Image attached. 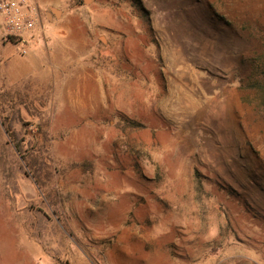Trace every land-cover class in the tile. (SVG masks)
Instances as JSON below:
<instances>
[{"label": "rangeland", "instance_id": "374dc122", "mask_svg": "<svg viewBox=\"0 0 264 264\" xmlns=\"http://www.w3.org/2000/svg\"><path fill=\"white\" fill-rule=\"evenodd\" d=\"M36 2L106 105L9 82L0 14V264H264V0Z\"/></svg>", "mask_w": 264, "mask_h": 264}, {"label": "crops", "instance_id": "0c3cea01", "mask_svg": "<svg viewBox=\"0 0 264 264\" xmlns=\"http://www.w3.org/2000/svg\"><path fill=\"white\" fill-rule=\"evenodd\" d=\"M42 32L44 45L38 43L27 56H15L12 50V57L4 64L9 82L41 90L44 95L41 105L49 106L50 116L55 102L54 111L63 116L60 121L68 122L66 116L70 113H77L83 119L87 114L85 106H91L92 110L96 105L105 106L106 97L102 103L91 97V74L86 71L89 64L87 56L90 52L85 53L81 45L85 40L76 41L79 43L75 44L72 39L83 36L67 32ZM98 86L99 84H96L95 89H98ZM49 120L52 121L50 117Z\"/></svg>", "mask_w": 264, "mask_h": 264}, {"label": "built area", "instance_id": "2783aa9c", "mask_svg": "<svg viewBox=\"0 0 264 264\" xmlns=\"http://www.w3.org/2000/svg\"><path fill=\"white\" fill-rule=\"evenodd\" d=\"M0 14L14 54L27 56L43 35L40 6L36 0H0Z\"/></svg>", "mask_w": 264, "mask_h": 264}]
</instances>
